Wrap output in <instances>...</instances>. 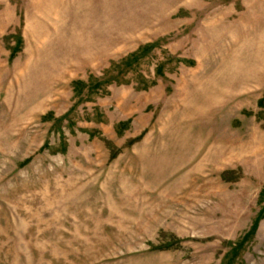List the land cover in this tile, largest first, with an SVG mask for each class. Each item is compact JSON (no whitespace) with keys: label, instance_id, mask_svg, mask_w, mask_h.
<instances>
[{"label":"rangeland","instance_id":"obj_1","mask_svg":"<svg viewBox=\"0 0 264 264\" xmlns=\"http://www.w3.org/2000/svg\"><path fill=\"white\" fill-rule=\"evenodd\" d=\"M0 264H264V0H0Z\"/></svg>","mask_w":264,"mask_h":264}]
</instances>
